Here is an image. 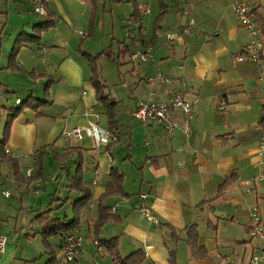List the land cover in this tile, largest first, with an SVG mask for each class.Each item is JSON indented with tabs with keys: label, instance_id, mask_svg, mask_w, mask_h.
Returning a JSON list of instances; mask_svg holds the SVG:
<instances>
[{
	"label": "crops",
	"instance_id": "0c3cea01",
	"mask_svg": "<svg viewBox=\"0 0 264 264\" xmlns=\"http://www.w3.org/2000/svg\"><path fill=\"white\" fill-rule=\"evenodd\" d=\"M37 1L31 8L33 12ZM43 1L46 15L35 12L41 16L38 18L26 14L24 9L21 18L28 22L17 24L7 32L5 44L10 50L0 54V142L11 110L18 107V100L25 101L17 98L19 94L45 102L36 110L25 109L12 123L5 146L14 153L21 175L28 178V169L36 170L34 155L45 146L50 153L46 165L52 152L63 155L73 148L79 150L64 163L52 157L61 166L59 176H66L68 196L62 199L57 190L49 191L45 205L38 203L39 197L25 195L38 190L40 180L31 184L22 182L15 176L13 167L16 182L20 187L26 186L20 188L17 217L26 219L34 214L29 221L44 245L35 264H60L61 246L67 234L47 237L46 245L44 226L68 223L73 217V205L82 195L69 190L68 176L76 174L79 152L86 167L84 181L93 188L95 202L106 193V177L112 168L123 174V188L128 197L112 195L102 200L118 220L108 221L99 237L95 235L93 214L84 213L81 227L76 230L83 238L84 252L74 264H111L114 258L110 251L95 242L113 238H117V251L123 257L143 250L145 264H250L254 255L264 251V239L252 238L249 233L252 207L260 208L264 224V181L256 179L261 159L259 138L264 134V53L261 66L234 62L232 54L244 51L250 41L248 32L238 21L235 0H135L141 17L134 18L136 8L132 0H109L113 6L132 4V7L126 5L127 22L114 20L109 32L112 39L105 37L107 48L103 51L110 48L112 59L121 65V48L115 44L123 43L127 47L126 62L132 66L128 77L117 75L112 89L100 71L105 94L117 102L119 141L109 148L96 147L92 138L69 141L63 135L72 127L87 125L95 115L100 116L103 127L110 128L105 107L99 102L92 82L90 60L84 55V52L98 54L92 50L100 45L98 39H103L98 15L104 13L105 7L102 11L98 6L102 1L97 3L91 33L92 2ZM244 1L258 18H264V0ZM162 3L167 9L161 17ZM48 18L56 20L55 25L42 32L39 42H24L16 57V65L35 77L11 69L10 54L16 40L22 35H35V26ZM140 18L138 23L136 20ZM191 20L195 24L188 32ZM9 24V21L5 24L2 34ZM142 27L144 32L140 30ZM27 28L32 34L25 31ZM168 34L173 38L169 39ZM40 46L48 48L45 63L35 52ZM148 47L153 49L152 59L146 62L132 59L134 52ZM159 68L189 82L187 98L196 104L189 143L180 129L171 137L163 126L133 117L141 100L166 99L170 86L147 81ZM47 86L49 96H46ZM221 104H225V110L219 109ZM173 118L180 122L181 111L175 110ZM2 162L0 158V170ZM232 176L234 183L220 192L223 182ZM245 181H250L251 186ZM140 194L146 198L141 200ZM143 204L152 210L158 222L144 216ZM62 209H66L64 217L59 215ZM1 213L0 206V227L5 220ZM12 223L17 229V221ZM192 225H196L200 242L207 249V256L201 259L193 256L186 240L188 227ZM21 232L30 238L26 227ZM3 234L0 228V236ZM18 251V246L8 240L5 251L0 253V264L22 263ZM171 251L174 263L170 262ZM46 256L50 258L44 262Z\"/></svg>",
	"mask_w": 264,
	"mask_h": 264
},
{
	"label": "built area",
	"instance_id": "2783aa9c",
	"mask_svg": "<svg viewBox=\"0 0 264 264\" xmlns=\"http://www.w3.org/2000/svg\"><path fill=\"white\" fill-rule=\"evenodd\" d=\"M35 12L40 15H46L47 10L43 0H38L35 8ZM148 13V11H146ZM235 12L238 21L242 27L246 29L249 34L250 41L247 48L242 52H235L232 54V58L236 63H254L261 66L262 55L264 53V36L262 34L261 25L257 15L252 8L246 4L244 0H235ZM195 21L191 20L190 26L187 29L188 32L192 31ZM142 32L145 29L140 28ZM84 36L86 33H82ZM168 38L172 39V35L168 34ZM47 46H40L36 49V54L40 60L45 63L47 52ZM153 58V49L151 47L145 50H139L132 54L134 61L146 62ZM183 68V66H181ZM148 83L153 84L160 82L164 85L170 86L167 92V97L163 101H140L133 113V117L142 122H155L156 124L163 126L169 136H174L177 129H180L184 135L185 141L189 143L193 134V120L195 116V101L187 98L189 90V82L185 77H175L163 72L160 68L156 74L147 79ZM20 102V100H18ZM225 104H221L219 109L225 110ZM175 110H180L182 114L181 121L178 122L173 118ZM64 137L67 140L80 141L84 138H92L96 147L109 148L112 145L118 143L119 136L110 129L103 127L100 116L95 115L94 120L90 121L87 125H77L64 132ZM259 154L261 156L259 162V174L257 180L264 181V134L259 138L258 145ZM6 153L11 157H15L14 153L6 148ZM28 175L34 173L33 168L28 169ZM247 186H251L250 181L244 182ZM248 192L251 190L248 189ZM4 195L10 196L11 192L4 191ZM145 194H140V199L144 200ZM141 211L144 216L152 222H158V218L153 214L152 210L145 204L142 205ZM111 212H114L111 210ZM251 221L249 225V233L252 238L264 239V224L262 220L261 210L258 206L252 207ZM27 230H24L26 233ZM8 238L6 235L0 236V253L5 251ZM99 244L98 242H95ZM84 252L83 238L76 232L67 234L63 240L61 246V260L60 264H70L76 261V259ZM264 262V251L259 255H254L251 258L250 264H259Z\"/></svg>",
	"mask_w": 264,
	"mask_h": 264
},
{
	"label": "trees",
	"instance_id": "16d2710c",
	"mask_svg": "<svg viewBox=\"0 0 264 264\" xmlns=\"http://www.w3.org/2000/svg\"><path fill=\"white\" fill-rule=\"evenodd\" d=\"M93 4V12H92V23H91V33L93 32V28L95 26L96 22V14H97V3L99 1H109V0H89ZM115 2L116 0H110ZM135 5V12L132 15L134 18L141 17V11L137 7V3H135V0H132ZM162 6V13L161 17L166 14V5L163 3ZM132 18V19H133ZM259 23L262 26V34L264 36V18L259 17ZM135 20V19H133ZM161 20V19H160ZM138 23L141 22V18L136 20ZM56 23V20L53 18H48L39 25L35 26L37 29V33L35 35H22V38H18L16 40L10 54V68L13 70L20 71L25 74L32 75L35 77L34 74L29 73L25 70L20 69L16 65V57L23 47L24 42H39L41 38L42 32L46 31L48 28L53 27ZM110 48L107 50L98 53L96 55H90L88 53L84 52V55L89 58L90 65L93 72L92 82L97 90V96L99 99V102L102 103L105 107L108 122H109V129L113 131L114 133L118 132L117 129V122H116V113L115 108L117 106V102L115 100H112L109 98L108 94H105L104 89L106 88V85L102 79L101 73H100V59L103 57V55L110 56ZM46 96H49L48 93V86L46 88ZM20 103L19 106L13 110H11V114H9L8 119L6 121L5 127H4V137L3 140L0 142V158L1 160H10L13 162L14 172L15 176L22 182H25L27 184H31L32 182L43 180L45 175V167H46V157L50 154L48 151V146H45L39 150L34 155L35 159V166L36 170L34 173L29 176L28 178H25L20 173V168L18 165V162L15 160V158L8 156L6 153V143L9 140L11 127L14 119H16L25 109L31 108V109H38L42 104L45 102L38 99L29 97L23 102ZM264 130V127H263ZM261 137V136H260ZM76 151H79L77 148H73L70 151L66 152L63 155H59L56 152H52V157L61 163L66 162L68 159L73 158L75 156ZM78 158V166L76 170L75 176H68V182H69V190L70 191H77L82 195V197L77 200L73 205V217L72 219L66 223V222H59L58 225H52L47 223L44 226V242L47 245V237L55 235L56 233H63V234H70L76 232V230H79L82 224L84 213H89L90 215L93 214L92 218L94 220V228H95V235L96 237H99V234L104 227V225L108 221L112 220H118V218L114 215H112V212L110 210L109 206H106L103 204V199L112 196V195H120V196H126L127 194L124 192L123 188V182H124V176L122 173L118 171L116 168H112L109 175L106 177L107 180V190L106 193L100 198L98 202H95V195L93 188L91 186H88L86 182L84 181V172L86 171V167L84 166V159L81 152L77 154ZM235 179L232 177L227 178L223 184L220 187V192L225 191L228 187H230L234 183ZM93 203V204H92ZM93 205V207L91 206ZM94 209H96L95 214ZM89 215V216H90ZM45 224V222H43ZM186 240L188 245L192 249L193 256L197 259H201L207 256V249L201 244L200 237L196 228V225H192L188 227ZM100 245L107 248L110 253L113 256V261L111 264H145V253L143 250H137L130 255L123 257L119 254L117 251L118 247V241L117 238H113L110 240H100L98 242ZM170 262L174 263V254L171 251L170 252ZM70 264H74L70 263Z\"/></svg>",
	"mask_w": 264,
	"mask_h": 264
},
{
	"label": "rangeland",
	"instance_id": "374dc122",
	"mask_svg": "<svg viewBox=\"0 0 264 264\" xmlns=\"http://www.w3.org/2000/svg\"><path fill=\"white\" fill-rule=\"evenodd\" d=\"M35 0H0V54L5 55L7 51L10 50V48L7 47L5 44V39L8 36L7 32L11 31L12 28H16L17 24L20 23H26L28 21H23L21 18L22 11L25 9L27 12L26 14H31L32 16H36L38 18H41L40 15H35V12L31 11V8L33 7V3ZM118 5H112V2L110 1H102L99 3V7L103 11V7H105L104 13L100 12L98 15L100 21L99 26L100 30L103 35V39L99 40V46L98 48H95V53H100L104 49L107 48L105 37L109 38V41L112 39L109 32H112L113 27V21L116 20L124 21V23L127 22V7L126 5H129L132 7V4H129L127 2L124 3H117ZM112 10H114V13H112ZM10 22V24L7 26L6 32H3V28L5 27V24L7 22ZM26 27V26H23ZM119 27V24H118ZM28 34H32V31L30 28H27L25 30ZM107 31V35H106ZM12 46V43H11ZM116 47L121 48V57L120 60L122 61L121 65L117 64L116 59H112V55L107 56L103 55V57L100 59V71L104 75L103 78H105L107 85L109 86V89H112L113 83L118 76H121L123 79L128 77L131 74L132 66L130 62H126L128 55H127V47H123V43H116ZM119 49H117L115 52L118 54ZM118 59V58H117ZM125 61V62H124ZM123 75H122V74ZM17 98H20L22 101L26 100L28 98H24L20 94L17 96ZM15 98V100L17 99ZM14 106H17L15 102ZM19 106V105H18ZM105 122V121H104ZM9 163L5 166V163ZM3 165L0 170V206H1V215L4 217V225H2L0 228L3 229L4 234L8 236L9 242L15 243L18 246V259L22 263L13 262L11 264H35L36 260H40L41 255V248L44 249V245L42 243V238L40 235H35L34 227L31 225L29 219L34 216L32 213L29 218L23 219V217H17V214L20 212V206L19 198L22 195L21 190L23 188L26 189V186H21L16 182V180L13 177V165H11V161L5 160L2 162ZM12 168V169H11ZM60 164H57L52 157L47 159V165L45 170V178L43 180H40V182L37 183L36 188L38 190L32 192L30 194L26 193L25 195H30L31 197H39L38 203L41 201L43 205L47 203L48 201V192L51 191V193H54L56 190L58 191V197L65 199L68 195V191L66 189L67 179L65 175L60 174ZM3 176V177H2ZM8 182H4L3 180H7ZM55 188L53 191L51 188ZM22 188V189H20ZM24 189V190H25ZM4 190H8L11 192L10 196H6L3 194ZM38 194V195H36ZM74 199V198H73ZM62 208V207H61ZM60 208V209H61ZM66 208V207H65ZM43 211V210H41ZM66 209H62L59 213L60 217L65 216ZM27 217V216H26ZM26 220V222H25ZM13 221H17V229L13 228ZM22 227H26L29 230L30 238H27L22 232ZM18 238L20 240L18 241ZM19 252L22 253L19 254ZM24 260H21V257ZM50 257L46 256L44 258V262L48 261ZM45 264V263H41Z\"/></svg>",
	"mask_w": 264,
	"mask_h": 264
}]
</instances>
